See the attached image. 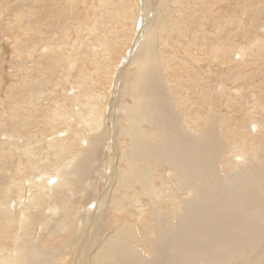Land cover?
Listing matches in <instances>:
<instances>
[{
  "label": "bare ground",
  "instance_id": "bare-ground-1",
  "mask_svg": "<svg viewBox=\"0 0 264 264\" xmlns=\"http://www.w3.org/2000/svg\"><path fill=\"white\" fill-rule=\"evenodd\" d=\"M7 33L0 264H264V0H0Z\"/></svg>",
  "mask_w": 264,
  "mask_h": 264
},
{
  "label": "rangeland",
  "instance_id": "rangeland-1",
  "mask_svg": "<svg viewBox=\"0 0 264 264\" xmlns=\"http://www.w3.org/2000/svg\"><path fill=\"white\" fill-rule=\"evenodd\" d=\"M142 13V12H141ZM153 12H151V14H150V17H148V21H147V24H146V26H145V29L148 27V25H149V23H150V21L152 20L151 18L153 17ZM145 29H144V31H145ZM144 31H143V33H144ZM6 35H8L7 37H4V38H6V39H1L0 40V44H1V48H3V50L1 49V51H3V53H4V57L5 58H9V59H12V56H14L13 55V52H14V47H13V44H14V41H13V38H8L9 37V35H11V34H3V36H6ZM143 35V34H142ZM9 39V40H8ZM3 44V45H2ZM133 41H132V43L129 45V46H131V47H127L126 49H125V51H124V56H123V59H122V61H120V66H122V67H124V68H126L128 65H129V67H130V65H131V63L130 62H132L131 61V59H132V57H133ZM16 76V75H15ZM116 76H117V71H116V74H115V78H116ZM15 78L16 77H11V81L10 82H14L15 81Z\"/></svg>",
  "mask_w": 264,
  "mask_h": 264
}]
</instances>
